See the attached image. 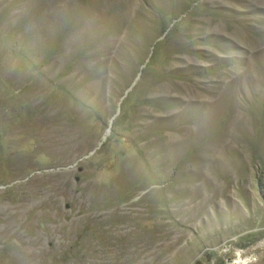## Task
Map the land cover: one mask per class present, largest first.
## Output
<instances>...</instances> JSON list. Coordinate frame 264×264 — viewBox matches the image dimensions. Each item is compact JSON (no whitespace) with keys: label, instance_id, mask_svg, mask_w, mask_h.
<instances>
[{"label":"rangeland","instance_id":"rangeland-1","mask_svg":"<svg viewBox=\"0 0 264 264\" xmlns=\"http://www.w3.org/2000/svg\"><path fill=\"white\" fill-rule=\"evenodd\" d=\"M0 264H264V0H0Z\"/></svg>","mask_w":264,"mask_h":264},{"label":"water","instance_id":"water-1","mask_svg":"<svg viewBox=\"0 0 264 264\" xmlns=\"http://www.w3.org/2000/svg\"><path fill=\"white\" fill-rule=\"evenodd\" d=\"M140 72H137L136 76L134 77V79L132 80V82L130 83V85L123 91L122 95L119 97L117 103H116V109H115V113L108 119V122H107V127L106 129L104 130L103 132V135L101 136V139L100 141L98 142L97 145H100L102 140H104L105 136L108 134L109 132V127L111 125V121H112V118L118 113V109H119V103H120V100L124 97V95L126 94V92L130 89V87L135 83L137 77L139 76ZM94 149H92L89 153H91Z\"/></svg>","mask_w":264,"mask_h":264}]
</instances>
